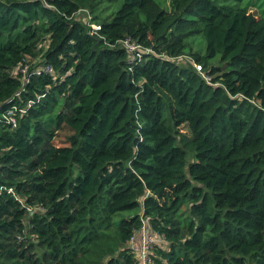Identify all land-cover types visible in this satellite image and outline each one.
I'll list each match as a JSON object with an SVG mask.
<instances>
[{
  "label": "trees",
  "instance_id": "obj_1",
  "mask_svg": "<svg viewBox=\"0 0 264 264\" xmlns=\"http://www.w3.org/2000/svg\"><path fill=\"white\" fill-rule=\"evenodd\" d=\"M162 2L0 0V264H264V14Z\"/></svg>",
  "mask_w": 264,
  "mask_h": 264
},
{
  "label": "built area",
  "instance_id": "obj_2",
  "mask_svg": "<svg viewBox=\"0 0 264 264\" xmlns=\"http://www.w3.org/2000/svg\"><path fill=\"white\" fill-rule=\"evenodd\" d=\"M92 29L94 32H97L99 31L100 27L97 25H92ZM125 45L128 49V52L130 53L138 51V45H134L132 42H129L128 40L125 41ZM46 70L49 71V67H47ZM9 191L11 192L12 189H9ZM138 239L140 242V246L137 249L138 250L137 257L139 264H155V262L152 259L153 249L158 243L162 242V239L156 236L154 233H152L149 225L148 217H146L145 219L142 218V226L138 233Z\"/></svg>",
  "mask_w": 264,
  "mask_h": 264
},
{
  "label": "rangeland",
  "instance_id": "obj_3",
  "mask_svg": "<svg viewBox=\"0 0 264 264\" xmlns=\"http://www.w3.org/2000/svg\"><path fill=\"white\" fill-rule=\"evenodd\" d=\"M158 1L161 3L163 8H166L164 3L162 2V0H158ZM165 2L167 4L168 0H165ZM249 2H251L249 7H248L249 13H252L253 15H255L257 17H260L261 15L264 14V0H243L241 5L243 6V5H245V4L249 3ZM180 131L182 133H185V134L188 135V131H187L185 126H182L180 128ZM64 134L65 133H62L61 137L64 136Z\"/></svg>",
  "mask_w": 264,
  "mask_h": 264
},
{
  "label": "crops",
  "instance_id": "obj_4",
  "mask_svg": "<svg viewBox=\"0 0 264 264\" xmlns=\"http://www.w3.org/2000/svg\"><path fill=\"white\" fill-rule=\"evenodd\" d=\"M136 238H137L136 241H133V242L131 243V246H133L134 249H135L136 251H138L137 249H138L139 246H140V242H139L138 236H137Z\"/></svg>",
  "mask_w": 264,
  "mask_h": 264
}]
</instances>
